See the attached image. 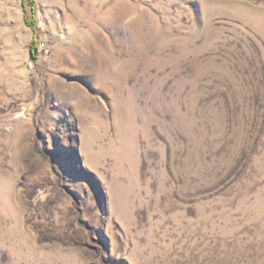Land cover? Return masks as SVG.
Masks as SVG:
<instances>
[{
    "label": "rangeland",
    "instance_id": "1",
    "mask_svg": "<svg viewBox=\"0 0 264 264\" xmlns=\"http://www.w3.org/2000/svg\"><path fill=\"white\" fill-rule=\"evenodd\" d=\"M0 264H264V0H0Z\"/></svg>",
    "mask_w": 264,
    "mask_h": 264
},
{
    "label": "trees",
    "instance_id": "2",
    "mask_svg": "<svg viewBox=\"0 0 264 264\" xmlns=\"http://www.w3.org/2000/svg\"><path fill=\"white\" fill-rule=\"evenodd\" d=\"M34 1H35V0H31V3H33V4H34ZM32 10H34V6L32 7Z\"/></svg>",
    "mask_w": 264,
    "mask_h": 264
}]
</instances>
